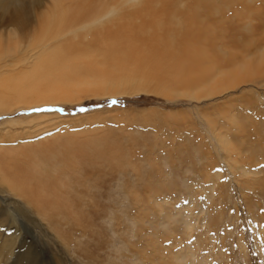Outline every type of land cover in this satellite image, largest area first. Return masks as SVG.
<instances>
[{
    "label": "rangeland",
    "instance_id": "374dc122",
    "mask_svg": "<svg viewBox=\"0 0 264 264\" xmlns=\"http://www.w3.org/2000/svg\"><path fill=\"white\" fill-rule=\"evenodd\" d=\"M35 1L38 0H10V3L0 4V32L6 35L9 31H17L26 43L34 23L17 22H23L22 17L33 21L32 12L38 8ZM190 1L193 0L184 3L188 5ZM40 2L49 3L48 0ZM241 2L244 4L237 3L233 7L238 6V11L246 9V13L252 10L258 18L254 20L258 29L254 35L255 46L249 52L243 46L229 43L230 36L235 34L234 28L244 23L233 15L235 8L227 12L225 41L228 42L222 43L223 49L235 51L233 54L240 59L250 60L256 58L254 54L259 49H264L261 28L264 0L253 1L250 8H243L246 2ZM8 59L0 58L1 61ZM148 84H144L148 90L134 89L126 94L104 96L85 91L73 103L58 101L20 106L0 114V146H39L91 139L119 141L132 155L131 164L135 168L143 167L137 171L130 166L129 173L122 177L111 167L104 168V172L83 169L87 164L79 155V149H73L79 157L77 164L70 160V169H74L70 174L85 171L86 177L80 181L96 185L87 192L100 197L96 208L103 215L93 217L95 221L90 226L93 223L94 226L86 237L81 238L83 228L72 232V251L54 233L42 229L33 219L34 211L24 214L32 216L30 230L23 226L24 217L8 214L13 202L23 201L15 195L0 194V264L12 263L5 239L19 232L25 236V241L20 237L15 249L29 251L33 256L25 264H178L177 261L157 260L158 252L151 246L153 240L163 248L161 255L164 256L186 250L192 252L193 258L188 260L194 264H264V183H261L264 182V73L258 74L253 82H244L201 99L178 92L169 96L157 92L154 83ZM43 115L46 117L39 120H25ZM222 138L226 140L224 144ZM97 165L103 167L102 162ZM118 185L127 189L125 200L116 194ZM109 206L114 213L108 216L105 210ZM96 208L91 205L86 211ZM127 217L144 219L140 223L143 238L131 232ZM97 231L100 235L94 241L89 236ZM154 232L157 236L153 239L151 233ZM117 235H121L123 241L128 237L138 248L129 247L132 248L129 250L118 242ZM80 238L95 253L94 259L78 253L75 239ZM136 248L150 258L142 257L143 263L138 261L131 253ZM122 253L133 259L121 258Z\"/></svg>",
    "mask_w": 264,
    "mask_h": 264
},
{
    "label": "bare ground",
    "instance_id": "6f19581e",
    "mask_svg": "<svg viewBox=\"0 0 264 264\" xmlns=\"http://www.w3.org/2000/svg\"><path fill=\"white\" fill-rule=\"evenodd\" d=\"M0 1V4L10 3V0ZM184 1L187 3L189 0H48L45 5L40 0L35 1L38 8L32 12L33 21L22 17L23 22H17L24 25L34 23L26 43L17 31H9L6 35L0 32V58H10L0 60V114L12 112L20 106L58 101L73 103L85 91L104 96L126 94L134 89L146 90L144 84L148 86V82L154 83L155 87H150L162 94L173 96L178 92L201 99L244 82H253L258 74L264 73V49L258 48L254 54L256 58L246 60L233 54L235 49L234 52L223 49L222 43L228 42L225 41L227 12L235 8L233 15L239 20L235 19L244 23L234 28L235 34L230 36L229 43L243 46L248 51L255 46L254 35L258 29L254 20L258 18L254 11L248 9L246 13V9L238 11V6L233 7L237 3L244 4L241 0H193L188 5ZM253 1L256 0H245L243 8H250ZM21 11L26 14L23 9ZM259 17L262 20L263 16L259 14ZM261 28L264 30V24ZM220 44L222 48H218ZM44 117L34 116L25 120ZM225 141L222 138L223 144ZM74 148L79 149V155L87 164L82 166L83 169L87 167V170L101 169L104 172V168L111 167L122 177L133 166L129 160L132 155L119 141L91 139L86 142L42 143L39 146H0V194L15 195L23 201L13 202L8 214L15 218L24 217L23 226L30 230L32 216L24 214L28 210L34 211L36 216L33 219L43 230L54 233L70 251L74 240L72 232L83 228L81 238L86 237L94 226V223L90 226L95 221L93 217L103 215L96 208L100 197L87 192L96 185L80 181L86 177L85 171L70 174L74 170L70 169V160L77 164L79 157ZM98 162H102L103 167L98 166ZM132 169L141 171L143 167L133 166ZM123 187L118 185L115 191L125 200L128 192ZM91 205L97 209L95 212L86 211ZM113 210L111 206L106 208V215H112ZM127 219L131 232L143 238L145 235L140 223L144 219ZM186 227L189 229V224ZM113 230L115 233L114 227ZM151 234L153 239L157 236L155 232ZM99 235L97 231L89 237L97 241ZM117 236L118 242L129 250L132 249L129 247L138 248L128 237L123 241L121 235ZM20 237L25 241L20 232L5 239L8 257L13 260L11 264H25L32 256L29 251L15 249ZM81 238L75 239L78 241L75 244L78 253L94 259L95 253ZM119 243L116 249H119ZM151 246L158 252L157 260L194 264L188 260L194 255L188 250L164 256L158 241L153 240ZM137 248L131 253L137 256L138 261L142 262V257L150 258ZM1 256L0 250V262ZM124 257L133 259L122 253L121 258Z\"/></svg>",
    "mask_w": 264,
    "mask_h": 264
}]
</instances>
